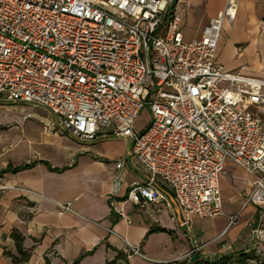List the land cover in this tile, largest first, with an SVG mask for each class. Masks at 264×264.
<instances>
[{
    "label": "built area",
    "instance_id": "built-area-1",
    "mask_svg": "<svg viewBox=\"0 0 264 264\" xmlns=\"http://www.w3.org/2000/svg\"><path fill=\"white\" fill-rule=\"evenodd\" d=\"M181 2L0 0V98L42 110L46 128L78 141H94L102 128L125 141L128 149L114 161L113 193L130 162L140 179L126 199L178 209L193 244L187 256L211 261L242 252L249 264H264V77L216 60L238 0H226L191 39L183 37ZM144 107L150 120L136 131ZM226 160L250 175L244 197L255 211L236 251L228 243L209 254L192 217L223 214ZM60 207L70 210L68 203ZM132 254L141 252L127 244L118 263Z\"/></svg>",
    "mask_w": 264,
    "mask_h": 264
},
{
    "label": "crops",
    "instance_id": "crops-1",
    "mask_svg": "<svg viewBox=\"0 0 264 264\" xmlns=\"http://www.w3.org/2000/svg\"><path fill=\"white\" fill-rule=\"evenodd\" d=\"M225 2L182 0L184 39L199 37ZM263 40L264 0H238L234 22L222 27L216 60L226 70L264 77V52L259 51ZM237 47L239 62L228 65L238 58ZM225 49L231 54L227 59L220 57ZM245 50L251 51L248 59ZM32 109L0 98V264H12L4 252L17 255L10 237L13 229L23 236L22 246L29 253L24 264H43L45 258L50 264H119L117 255L124 256L127 244L141 252L128 257L127 264H174L183 258L192 241L175 210L163 202L136 204L126 199L130 185L140 179L130 162L113 193L114 161L128 149L125 141L109 135L108 128L92 142L78 141L46 128L45 113L39 116ZM8 121L13 124L7 126ZM250 178L226 160L219 179L223 214L192 217L203 251L219 254L228 243L238 249V235L255 211L244 197ZM66 203L70 210L62 211L60 205ZM118 208L123 215L116 213ZM230 215L237 216L232 224ZM50 247L52 256L46 252Z\"/></svg>",
    "mask_w": 264,
    "mask_h": 264
},
{
    "label": "trees",
    "instance_id": "trees-1",
    "mask_svg": "<svg viewBox=\"0 0 264 264\" xmlns=\"http://www.w3.org/2000/svg\"><path fill=\"white\" fill-rule=\"evenodd\" d=\"M25 166V165H24ZM10 237L14 241L15 250L17 255L11 254L9 252H4L7 256L10 257L12 264H24L29 257L28 251H26L22 246L23 236L15 229L10 232ZM195 256L193 259L192 257ZM246 254L242 252H237L233 254L223 255L216 260H206L203 259L198 253H195L191 256H186L180 260L174 261V264H249L245 258ZM124 256L117 255V258L123 259ZM116 260L111 262H107L106 264H116ZM43 264H50L49 260L45 258V262ZM124 264H127V259H125Z\"/></svg>",
    "mask_w": 264,
    "mask_h": 264
},
{
    "label": "rangeland",
    "instance_id": "rangeland-1",
    "mask_svg": "<svg viewBox=\"0 0 264 264\" xmlns=\"http://www.w3.org/2000/svg\"><path fill=\"white\" fill-rule=\"evenodd\" d=\"M239 50H240V48L237 47V51H238V53H237L235 56L238 57V58H236V59L233 58V62H231V63L228 61V65L237 64V63L239 62V56H240V54H239ZM245 51H246V50H245ZM259 51L261 52V54H262V52H264V40L262 41V48H260ZM245 54H246V55H244V56H245L244 58H245V59H248V58L251 56V51L248 52V50H247V51L245 52ZM229 55H231V54L229 53V51H228L227 49H225V50L222 51L220 57H221V58H225V59H227V57H228ZM26 110H28V109H26ZM31 112H32V113H36V114H38L39 116H40V115H44L43 111L40 110V109H37V108H33V109L31 110ZM1 115H3V112L0 111V117H1ZM10 117H11V116H10ZM0 120H1V118H0ZM2 120H3V119H2ZM4 120H5V119H4ZM6 120H7V119H6ZM8 120H10V119H8ZM149 120H150L149 110H148L147 107H144V108L140 111V113L138 114V116H137V118H136V120H135V130H136V131H140V130L144 129V128L147 126ZM8 122H11V121H8ZM12 124H13V123L11 122V123H7L6 125L9 126V125H12ZM1 127H2V128H6V127H3V126H1ZM192 248H193V244H192V242H191V247H189V249L186 251V253L184 254L183 258H185V257L187 256L189 250L192 249ZM46 252H47L48 255H50V256L54 255V253H53V251H52V247L48 248Z\"/></svg>",
    "mask_w": 264,
    "mask_h": 264
},
{
    "label": "water",
    "instance_id": "water-1",
    "mask_svg": "<svg viewBox=\"0 0 264 264\" xmlns=\"http://www.w3.org/2000/svg\"><path fill=\"white\" fill-rule=\"evenodd\" d=\"M175 214H176V218L179 222H181V219H180V214H179V211L178 209H175ZM193 259L195 258V256L192 257Z\"/></svg>",
    "mask_w": 264,
    "mask_h": 264
}]
</instances>
